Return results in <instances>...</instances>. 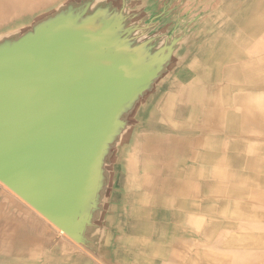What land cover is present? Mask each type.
<instances>
[{
	"label": "bare ground",
	"instance_id": "1",
	"mask_svg": "<svg viewBox=\"0 0 264 264\" xmlns=\"http://www.w3.org/2000/svg\"><path fill=\"white\" fill-rule=\"evenodd\" d=\"M138 5L132 2L127 5L126 10L121 11L120 6L114 8V4L109 0H0V55L7 57L23 56L30 50L38 49L41 41L37 38L38 35L49 23L58 25L57 19L71 23L67 20L78 18L72 24L73 29H81L83 34L81 37L86 38L85 44L93 43L96 49H102L108 43L104 35L102 38L98 36L102 28L108 26L115 28L116 25L119 27L124 25L125 19H134L132 24L126 27L128 38L115 47L117 51L115 58L116 62H120V66H131V69L124 73L131 77L130 79L127 76L129 82L137 79V82L146 80L147 83L133 88V93L127 97L123 96L116 111L112 112V122L114 118L115 120L114 125L106 130L108 136L97 137L99 159L98 167L94 171L98 182L91 193L95 202L89 210V222L81 234L87 245L82 247L87 250L98 249L104 254L109 231L117 225L125 226L126 216L122 206L130 203L136 206L135 227L140 229L138 237L129 244L130 253L137 252L142 256L136 255V264H158V258L163 260V264H262L264 160L258 156H248L252 150L246 149L243 144H234L235 147L245 148L242 156L237 153L218 156L212 150L219 147L217 140L211 139L208 142L199 138L194 142L190 138L189 121L192 112L194 113L200 106L194 105L192 89L186 88L188 70L179 74V69L189 58L193 38L187 35V32L177 33L176 29L170 33L165 29L161 31L153 23L144 26L140 19L145 20L153 10H140ZM118 27L115 28L117 34L121 29ZM33 33L36 35H32ZM260 33L262 34V31ZM110 51L114 53L113 50ZM183 70L185 71V68ZM176 79L183 81L184 85L176 87ZM170 88L177 91L178 99L175 98V91L173 90L172 94ZM185 98H188L190 104L185 102ZM198 100L201 99L196 97L195 101ZM237 116V121L246 119L259 123L261 128L264 127L263 109L246 107L241 115ZM174 120L179 122L176 123ZM199 130L207 129L200 127ZM206 146H210L211 151L209 153L201 151L194 155L196 170L192 167L186 172H196L208 178L211 183L208 202L201 208L208 213L221 214L226 219L242 220L240 223L242 226H245L246 219L252 232L230 235L223 245H219L214 242L211 232L216 226L209 225L208 229H205L206 224L200 218L188 215L186 229L193 240L190 241L192 243L186 242L183 236L179 235L180 250H177L170 241L165 240L167 237L165 229L157 232L161 223V208H168L173 195L172 188L177 181L176 175L178 177L183 175L176 171V158L181 155L184 157L183 161L186 160L187 163L191 160L193 148L201 149ZM125 179L124 192L121 184ZM182 190L184 196H190L187 189ZM213 200L217 205L210 202ZM179 206L188 208L186 202L180 203ZM32 209L37 211L34 207ZM22 210L14 212V215L22 216V220L15 221V216L10 218L9 212L4 216L5 220L0 221V264H25V251L28 249L25 248L29 242H26V236L21 231L25 232L24 225H28L25 218L29 215L22 214ZM254 219L263 222L253 223ZM11 225L17 226L16 237L10 234L11 231L10 233L7 231ZM29 225L31 229L35 227L32 230L35 235L41 232V226L36 227L37 224L33 221ZM202 229L204 231H201ZM62 232L66 234L60 229L59 234ZM68 238L72 240L69 235ZM26 253L29 254L27 251Z\"/></svg>",
	"mask_w": 264,
	"mask_h": 264
},
{
	"label": "water",
	"instance_id": "2",
	"mask_svg": "<svg viewBox=\"0 0 264 264\" xmlns=\"http://www.w3.org/2000/svg\"><path fill=\"white\" fill-rule=\"evenodd\" d=\"M77 19L45 26L36 50L0 55V180L87 245L81 234L95 202L97 137L108 136L123 96L147 81L129 82L131 66L116 62L115 47L126 40L118 25L100 30L108 43L96 49L73 29Z\"/></svg>",
	"mask_w": 264,
	"mask_h": 264
},
{
	"label": "crops",
	"instance_id": "3",
	"mask_svg": "<svg viewBox=\"0 0 264 264\" xmlns=\"http://www.w3.org/2000/svg\"><path fill=\"white\" fill-rule=\"evenodd\" d=\"M109 1H112L114 8L120 6L119 10L121 11L126 10L127 5L132 2L139 4L137 7L140 10H154L152 13L154 16L146 25L153 23L160 29L171 27V25L178 27L180 15H184V18L190 22V28L186 29L187 35H190L193 40L189 49V58L185 65L179 69V74L188 70L190 81L187 79L189 84L185 83L186 88L192 89V96H194L192 102H195L194 105L200 106L195 109L194 113L192 112L190 120L193 122L189 121L188 134L190 138L194 142L199 138L208 142L211 139L217 140L219 147L212 150L218 156H226L229 153H237L242 156L243 150L250 148L252 152L248 156H258L264 160V150H262L264 149V127L261 128L259 123L246 119L239 121L236 119L237 115H241L242 110L246 107L264 110V0H122L123 3L120 2V5L116 3V0ZM256 14L258 15L254 17ZM222 67L226 69L224 70ZM175 83L176 87L184 85L183 81L179 79H176ZM172 88H170L171 93L173 94L175 91V98L178 99L179 94ZM186 95L189 96L187 93ZM196 97L201 100L195 101ZM185 102L190 104L188 98H185ZM174 121L179 122L178 120ZM200 127L207 130L201 131ZM236 143L243 144L245 148L235 147ZM201 151L209 153L210 146L201 149L193 148L191 160L187 163L186 160L183 161L184 157L181 155L176 158L177 169H179L176 171L183 175L179 177L176 175L177 181L173 185V195L168 208H161V223L157 232L165 229L167 232L165 240L170 241L177 250H180L178 247L179 235L183 236L186 242L192 243L190 241L193 239L186 229L188 217L191 215L200 218L206 224L205 229H208L209 225L216 226L211 232L214 242L219 245H223L230 235L249 234L251 231L246 219L244 220L245 226H242L240 224L242 220L226 219L221 214L208 213L201 208L208 202L211 183L208 178L198 175L196 172L186 173L192 167L196 168L197 165L193 158ZM240 166H245V164H240ZM257 166L261 167V165ZM202 167L205 169L204 165ZM121 186L125 192L126 179L123 180ZM182 189H187L190 196H184ZM182 202H186L188 208H181L179 204ZM210 202L217 205L214 200ZM4 207L10 211V218L17 217L11 209L5 205ZM24 208L22 214L27 213V215L34 216L32 211ZM122 209L126 216V224L122 227L117 225L109 231L104 254L98 249L87 250L81 244L69 239L68 235L57 233L44 219L37 217L41 223H35L36 227L41 226V232L38 235L32 232L35 227L31 229L28 225H26V232L21 231L26 236V242H29L25 248V250L28 248L26 251L29 253L27 255L25 251V264H136V255L140 256L139 253H130L129 251V244L138 237L140 230L135 227L136 206L127 203L126 206H122ZM252 221L253 223L263 222L259 219ZM16 229L17 226L11 225L7 231L8 233L11 231L10 234H14L16 237L15 235H18ZM30 248L32 249L30 250ZM144 256L146 257V255ZM158 264H163L161 258H158Z\"/></svg>",
	"mask_w": 264,
	"mask_h": 264
},
{
	"label": "rangeland",
	"instance_id": "4",
	"mask_svg": "<svg viewBox=\"0 0 264 264\" xmlns=\"http://www.w3.org/2000/svg\"><path fill=\"white\" fill-rule=\"evenodd\" d=\"M120 2H121V4L123 3L122 0H116V3L117 4H119ZM153 12H154V10L152 11V13ZM181 13H183V11H181ZM153 16H154V14H152L150 17H148V19H146L145 21L144 20L142 21L140 19V22L145 26L146 24L149 23V21L152 19L151 17H153ZM180 16L181 17H180V22H179V26L178 27H174V25H171V27L164 28L165 30H168V33H170L171 31H173V29H176L177 30V33L180 32V31L187 32L186 29H189L190 28V25H189L190 22H188L184 18V15L181 14ZM122 19L123 18H121V20ZM133 20L134 19H129V20H126L125 19L124 25H121V26L118 27V29L121 28L120 29V32L118 33L120 39H126V38H128V34H127L128 33V30H127L126 27L129 26L130 24H132ZM159 20H161V19H159ZM119 22H121V21H119ZM122 24H123V22H122ZM123 27H125V28H123ZM156 28H159V27L156 26ZM164 29H160V30L163 31ZM4 205L7 206L9 209H11L13 212H16V213H17L18 210L20 211L24 207H26L30 211H32L34 213V216L32 217V216L29 215V216H27V218H25V221H26V223L28 225L29 224H32V221H34V224L35 223L41 224L40 221L37 220V217L38 218L40 217L42 220L44 219L46 221V223H48L49 225H51V227L55 228L56 231L59 229L55 224H53L51 221H49L41 213L33 210L32 209V206L30 204H28L24 199H22L19 195H17L12 189H10L7 185H5V183H3L0 180V221H4L5 220L4 219L5 218L4 216H6L10 212L7 208L4 207ZM7 210L9 211L8 213L6 212ZM5 212H6V214H5ZM21 218H22V216L17 215V217L14 218V220L17 221V219L20 220ZM30 219H31V222H30ZM29 226H31V225H29ZM24 228H25V232H26V225H24ZM28 231H30V229H28ZM59 232H60V229L57 231V233H59ZM62 234L64 235L63 232H62ZM261 263L264 264V261L261 262Z\"/></svg>",
	"mask_w": 264,
	"mask_h": 264
}]
</instances>
